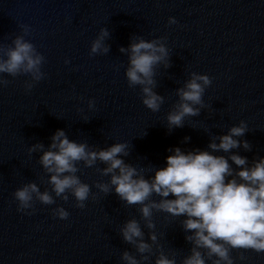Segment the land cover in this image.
I'll list each match as a JSON object with an SVG mask.
<instances>
[{
    "label": "water",
    "instance_id": "obj_1",
    "mask_svg": "<svg viewBox=\"0 0 264 264\" xmlns=\"http://www.w3.org/2000/svg\"><path fill=\"white\" fill-rule=\"evenodd\" d=\"M21 25L28 26V35ZM101 28L109 32V50L90 55ZM17 36L44 56L45 75L30 92L24 87L29 76H0L9 82L0 87V264H125V251L140 260L119 233L133 218L151 243L138 206L95 186L109 181L99 161L77 165L80 180L90 186L83 209L68 193L67 200L55 196L38 162L41 152L28 149L39 143L47 150L57 129L93 151L125 143L128 155L121 158L146 178L165 166L168 149L207 150L213 137L240 121L248 130L237 139L251 150L233 151L249 162L264 157V0H0V56ZM133 38L158 41L168 53L154 67L153 91L164 101L157 112L142 104V86H130L125 77L128 55L119 49ZM194 73L211 81L203 106L169 131L166 116L179 103L177 89ZM29 182L48 191L54 203L34 197L27 215L17 211L12 194ZM58 207L69 213L67 219L55 216ZM152 219L157 242L142 264H153L160 251L182 264L192 248L184 218L154 212ZM230 256L234 264H264V252L233 249ZM214 259L205 256L206 264Z\"/></svg>",
    "mask_w": 264,
    "mask_h": 264
},
{
    "label": "clouds",
    "instance_id": "obj_2",
    "mask_svg": "<svg viewBox=\"0 0 264 264\" xmlns=\"http://www.w3.org/2000/svg\"><path fill=\"white\" fill-rule=\"evenodd\" d=\"M169 23H176L169 18ZM25 35L30 29L21 25ZM109 36L106 28H101L91 42L89 54L108 52L104 44ZM128 55V67L125 77L130 86L140 85L142 104L152 112L159 111L163 97L153 91L154 67L164 61L168 53L158 41H145L133 38L127 48L119 49ZM45 58L35 46L17 36L12 46L3 50L0 56V76L6 74L13 78L27 75L26 92H30L35 83L44 78L41 70ZM65 64L69 63L65 59ZM8 80L0 79V87L8 85ZM211 81L207 75L192 74L183 88L177 89L179 103L166 116L169 131L182 127L186 117L199 114L197 105L203 106L202 95ZM92 103V102H90ZM244 121L228 129L227 133L213 137L207 150L194 149L183 151L179 147L170 148L165 157V166L155 168L147 178L141 170L126 164L121 158L128 155L125 143L93 151L86 143L70 140L63 130L57 129L50 137L47 150L42 144H35L28 151H40L39 164L48 174V183L56 197L67 200L66 193L83 209L90 195V186L82 182L77 175V165L83 162L85 167H93L97 161L105 167L101 174L109 177L107 184L95 185L101 192H114L126 205H137L145 227L149 229L148 243L137 219H129L119 229L124 242L135 247L140 260L128 251L121 254L125 264H142L152 252V244L157 242L154 231V212H163L171 217H183L182 229L185 240L192 244L190 254L182 264H206L205 256L215 257L212 264H234L230 251L252 250L264 252V157L251 162L234 152L242 148L250 151V144L238 137L247 132ZM185 142L189 139L185 137ZM218 141V142H216ZM226 153L215 155L214 153ZM231 161V164L229 163ZM235 165V168H233ZM17 202V211L30 215L35 197L44 205L54 203L48 191L41 192L33 182L24 184L12 194ZM153 195L159 200L150 199ZM172 197L169 199L168 197ZM55 216L67 219L69 213L58 207ZM201 250H204L203 252ZM244 259L243 256L240 257ZM153 264H176L174 257L158 252Z\"/></svg>",
    "mask_w": 264,
    "mask_h": 264
}]
</instances>
